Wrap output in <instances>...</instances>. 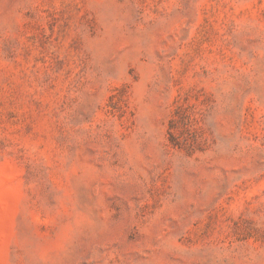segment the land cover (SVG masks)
I'll return each mask as SVG.
<instances>
[{"label": "rangeland", "instance_id": "374dc122", "mask_svg": "<svg viewBox=\"0 0 264 264\" xmlns=\"http://www.w3.org/2000/svg\"><path fill=\"white\" fill-rule=\"evenodd\" d=\"M0 264H264V0H0Z\"/></svg>", "mask_w": 264, "mask_h": 264}]
</instances>
